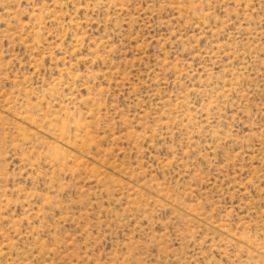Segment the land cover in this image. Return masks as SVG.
Returning <instances> with one entry per match:
<instances>
[{"label":"rangeland","instance_id":"obj_1","mask_svg":"<svg viewBox=\"0 0 264 264\" xmlns=\"http://www.w3.org/2000/svg\"><path fill=\"white\" fill-rule=\"evenodd\" d=\"M0 264H264V0H0Z\"/></svg>","mask_w":264,"mask_h":264}]
</instances>
